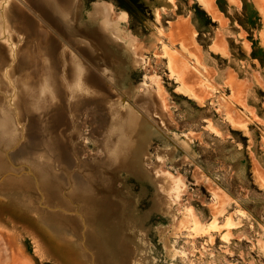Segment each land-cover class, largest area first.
Listing matches in <instances>:
<instances>
[{"label":"rangeland","instance_id":"1","mask_svg":"<svg viewBox=\"0 0 264 264\" xmlns=\"http://www.w3.org/2000/svg\"><path fill=\"white\" fill-rule=\"evenodd\" d=\"M72 2L0 0V232L20 264H264V0Z\"/></svg>","mask_w":264,"mask_h":264},{"label":"bare ground","instance_id":"2","mask_svg":"<svg viewBox=\"0 0 264 264\" xmlns=\"http://www.w3.org/2000/svg\"><path fill=\"white\" fill-rule=\"evenodd\" d=\"M42 2V5H44L45 7H47V9H50V12L51 10H53V12L57 11L58 13L59 12H63L65 14H73L74 13V9H73V6L71 5V2L72 0H40ZM77 2V1H76ZM208 2V0H207ZM206 2V4H207ZM73 3V2H72ZM75 3V2H74ZM58 4L60 5V7H58ZM62 5V6H61ZM210 8L212 7V3L210 4H207ZM76 6V5H74ZM46 9V10H47ZM52 12V14H53ZM47 13V11H46ZM50 14V13H49ZM55 15V14H54ZM56 15H59L56 13ZM70 15V16H71ZM71 18V17H70ZM71 20V19H70ZM60 22V21H59ZM5 26V25H4ZM182 32L181 35H182V41L184 43L185 46H188L189 44L186 43L183 39L189 34V30H188V26H182ZM66 28V27H65ZM69 31V30H68ZM71 32V31H70ZM189 47V46H188ZM192 47V46H191ZM191 52V51H190ZM177 57V56H176ZM179 57V56H178ZM181 58V57H180ZM173 59V58H172ZM176 59V58H175ZM180 60V59H178ZM184 59H182L183 61ZM77 63V62H76ZM79 63V62H78ZM180 64V70H181V73H185V75H181V73L179 72L180 70H178L179 72V75H181V77L183 76L182 80H183V84L187 87L188 85V82H189V79H188V70L187 68H184L183 67V62H179ZM185 64V62H184ZM77 65V64H76ZM80 65V64H79ZM83 66V65H82ZM81 66V67H82ZM173 66V65H172ZM80 67V68H81ZM79 68V66L77 67ZM82 70V69H81ZM85 71V70H83ZM82 72V71H81ZM177 72V71H176ZM80 73V72H78ZM89 74V73H88ZM178 74V73H177ZM78 77H79V74H77ZM76 75V76H77ZM74 76V75H73ZM82 76V75H81ZM80 76V77H81ZM199 76V75H198ZM180 77V78H181ZM54 75L52 76V79H54ZM77 79V77H76ZM80 81L82 80V82H84V85H87V86H93L91 84V80L90 78L87 77H83L82 79H79ZM76 81V80H75ZM197 81V80H196ZM198 82V81H197ZM79 83V81L77 82ZM76 83V84H77ZM81 83V82H80ZM75 85V84H74ZM82 85V84H81ZM190 85V84H189ZM79 86V85H78ZM77 86V87H78ZM74 87V86H73ZM76 87V85H75ZM89 87V88H90ZM194 87V85H193ZM79 88V87H78ZM188 88V87H187ZM85 89V88H84ZM246 93V92H245ZM25 94V93H24ZM196 94V93H195ZM236 94V93H235ZM201 97V96H199ZM239 99V98H238ZM157 98H155V102H157ZM154 102V103H155ZM228 102V101H227ZM246 102V101H245ZM155 105H158V103H156ZM230 108V107H229ZM231 110V108H230ZM228 112L230 113V111L228 110ZM233 112V110H232ZM228 113V114H229ZM239 113V112H237ZM241 114V113H239ZM238 115V114H237ZM236 120V119H235ZM238 122V120L236 121ZM240 122V121H239ZM47 129V128H46ZM47 131V130H46ZM48 133V132H47ZM59 133V132H58ZM1 139V138H0ZM7 142H9L8 140H5ZM1 159V158H0ZM70 164H68L69 166ZM67 168V167H66ZM68 177V175H66ZM76 176H72L71 178H75ZM48 177L44 180L43 184L45 185V187L47 188V186L49 185L48 184ZM62 181L64 183H69V179H66L65 177H63ZM72 184H75V190H71L70 192V195L71 197L73 198V200L75 201H78L80 204H84L85 208H86V212H87V217L88 219H90L91 221L93 222H103L104 220L108 219L109 218V213L106 212L107 210L105 209V211H103V208L100 207V203H99V198H94L93 195L87 190L85 189V185L84 183H81L79 181V183L77 182H74ZM104 201V200H103ZM64 203L66 205H64L65 208H67V203H66V200H64ZM105 226V225H104ZM19 244L18 242H16V240L14 239H11V238H6L4 234H1L0 232V264H9L10 261L12 260V262L10 264H20V257L19 255L21 256H24L25 255L23 254V252H20V249H19ZM15 256H16V259H15Z\"/></svg>","mask_w":264,"mask_h":264}]
</instances>
